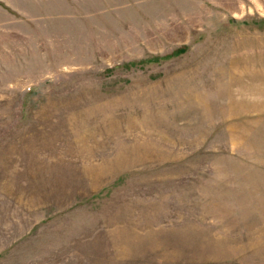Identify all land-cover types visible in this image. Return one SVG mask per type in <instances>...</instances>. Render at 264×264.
Listing matches in <instances>:
<instances>
[{
	"label": "rangeland",
	"instance_id": "374dc122",
	"mask_svg": "<svg viewBox=\"0 0 264 264\" xmlns=\"http://www.w3.org/2000/svg\"><path fill=\"white\" fill-rule=\"evenodd\" d=\"M0 264H264V0H0Z\"/></svg>",
	"mask_w": 264,
	"mask_h": 264
}]
</instances>
